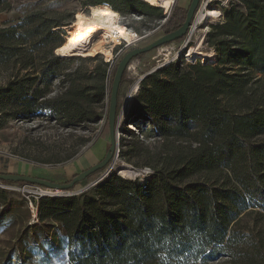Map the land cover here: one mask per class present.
I'll list each match as a JSON object with an SVG mask.
<instances>
[{
    "label": "trees",
    "instance_id": "16d2710c",
    "mask_svg": "<svg viewBox=\"0 0 264 264\" xmlns=\"http://www.w3.org/2000/svg\"><path fill=\"white\" fill-rule=\"evenodd\" d=\"M92 2L165 18L162 35L187 13L144 0ZM11 4L0 0V12ZM61 22L34 7L0 25V72L8 75L0 84V129L38 116L62 127L103 120L98 134L108 144L116 67L110 74L104 60L90 71L67 70L74 58L66 57ZM203 43L212 58L155 69L132 95L118 156L148 166L146 178L111 169L78 194L30 199L0 187V231L19 223L23 249H9L2 264H264V0H230Z\"/></svg>",
    "mask_w": 264,
    "mask_h": 264
},
{
    "label": "rangeland",
    "instance_id": "374dc122",
    "mask_svg": "<svg viewBox=\"0 0 264 264\" xmlns=\"http://www.w3.org/2000/svg\"><path fill=\"white\" fill-rule=\"evenodd\" d=\"M10 1L12 2L11 8L8 11L0 12V25L2 24V19L15 21L22 11H27L34 7L42 8L53 17L57 19L59 18L62 21L61 23L65 24L60 26L65 30L63 40L67 31L65 26L71 25L79 13L88 15L90 12V6L94 5V2H92L94 0ZM190 1L191 0H171V4L168 7L162 6L160 8L163 9V12L169 14L172 11V7L176 4L187 8ZM227 1L229 2L230 0H201L200 4L205 3L208 9L216 11L217 14L211 15L206 13V15H203L199 19L197 27L192 30L190 34L187 32L182 40L174 41V44L171 42L172 45L175 46L174 50L169 49L170 52L165 50L163 47L171 44L166 43L161 47L148 51V53H145L142 56L135 57L134 60L129 63L128 68L125 70V79L120 83L118 94V111L121 115L119 126L127 117L126 110L128 108V103L126 98L129 94H134L137 91L136 89V91L134 90V86L138 84V80L145 74L151 72L154 67L163 63V61L170 60L174 56V51L177 50V45L180 42H184L186 38H188L190 43L187 45L197 43L203 51L210 49L214 51L213 48L205 46L203 43V36L207 33L209 23L217 20L219 17L217 6L220 5V3H226ZM147 2L150 3L149 0H147ZM119 13L120 22L129 29L132 35L135 31L137 33V35L131 40L132 43L129 44L121 40L119 44L115 45L108 37H104L99 40H89L85 42V45H83V48L81 49L67 47L71 56L66 57L74 58V60H72L66 67L67 70H74L77 66H80L83 70L90 71V69H92L97 63L100 61L104 62L105 60L110 61L109 71L111 74L113 72L112 70L119 62V59L122 57V54L128 51L129 48H134L133 45L135 43L139 44L138 46L145 45L148 41L162 35L159 27L165 20L164 18L157 21L150 17L141 16L138 13H132L130 15L121 12ZM104 47H111V55L107 56L105 55V52L103 54L100 51ZM186 50H188V47H185L183 51ZM54 53L57 54L55 51ZM7 77V72H0V84H2ZM58 87V83L55 82L53 89L58 91ZM103 101L104 106H106L107 101ZM102 124L103 120H100L98 122H92L91 124L82 123L77 127H62L55 120H47L44 116L35 117L30 121L10 119L6 121L0 129V173H22L34 177H51L57 182L63 181L64 178H72V176L79 173L80 170L98 162L106 153L109 142L107 144V141L100 138L98 134L100 133L99 129ZM128 125L131 129V125ZM134 131L138 135L137 130ZM123 136L126 140L130 139L128 135ZM117 145L118 147L116 148L115 156L113 158L114 163L112 170L118 169L123 166V164L128 165L132 169L133 175H122L118 170L117 173L129 178L136 177L139 174L140 169L146 166H136L135 162H137L138 159L128 161L118 156L119 136ZM106 171L107 169L94 173L93 176L87 178L83 182H79V184L69 192L78 191L85 183L94 182V180L106 175ZM53 172H63V174L60 173V175H56ZM0 187L18 192L20 196L22 195L27 199L32 197L36 198L39 194L36 187L26 185L23 182H0ZM42 190L48 192L51 191L54 194L58 192L54 189L49 190L42 188ZM34 222L36 221H31V223ZM18 229L19 223H16L8 225L6 229L0 231V264H2L9 249L12 247H15L18 252L23 250L21 249V240L17 234ZM21 261L22 260H19V263H21ZM30 261H35V259L31 258Z\"/></svg>",
    "mask_w": 264,
    "mask_h": 264
},
{
    "label": "water",
    "instance_id": "95a60500",
    "mask_svg": "<svg viewBox=\"0 0 264 264\" xmlns=\"http://www.w3.org/2000/svg\"><path fill=\"white\" fill-rule=\"evenodd\" d=\"M201 0H191L188 7H187V13L185 16L184 21L181 23V26H179L177 29L172 30L167 33H163V35L153 39L151 42H148V44L143 46H134V48L129 49L125 53L122 54V57L119 59V62L116 65L115 68V74L111 83V92L109 96V105L107 110L108 115V130H109V146L104 154V156L98 161L93 163V165L84 168L79 171V173L72 176V178L68 182L59 183V182H53L48 181L46 179L40 178V177H33L26 174H14V173H0V182L2 181H10V182H26L30 184H37L40 186H43L47 189H54L55 191H58L57 193L53 195H65V194H78L81 191H84L88 187L94 185L98 180L103 179L105 176L108 175L107 172H109L113 168L114 163V156L116 148L118 147V136H119V122L121 120V115L119 114V111H117V106L119 103L118 100V94L120 89V81L122 79V76L128 66V64L134 60L135 57L139 54H145L148 53V51L156 49L158 47L163 46V44L171 43L177 40V38H180L187 34V32L190 29L191 26V19L194 16L195 11L197 10V6L200 3ZM146 2V0H145ZM149 74V73H148ZM142 76L138 82L145 77L146 75ZM138 85V84H137ZM139 89V85L137 86L136 90ZM135 90V91H136ZM135 94V93H134ZM133 94H129L127 98V105L130 104L131 98ZM118 168V167H117ZM107 169L106 173L107 175L102 176L101 178H98L94 180L92 183H86L81 187L78 191H72V190L79 182L89 178L90 176H93L94 173H97L101 170ZM118 169H115L114 171L117 172ZM67 192V193H65ZM62 193V194H59ZM65 193V194H63Z\"/></svg>",
    "mask_w": 264,
    "mask_h": 264
},
{
    "label": "bare ground",
    "instance_id": "6f19581e",
    "mask_svg": "<svg viewBox=\"0 0 264 264\" xmlns=\"http://www.w3.org/2000/svg\"><path fill=\"white\" fill-rule=\"evenodd\" d=\"M149 1L151 4L158 7H168L171 4V0ZM200 6L201 7L197 15L198 19H200L203 15H206V13L211 15L217 14L216 11L208 9L207 6H205V3H202ZM65 28L67 30L65 41L67 43V47L72 49H81L83 48V45H85V42L89 40H99L104 37H108L115 45L119 44L121 40L131 44V40L135 36L134 32L132 35L129 29L120 22V13L111 9L109 4L105 2L103 4L91 5L88 15L79 13L74 22L69 26H65ZM100 51L103 54L105 52V55L109 56L111 55L112 49L111 47H104ZM193 52L200 53L204 60H208L214 55L211 49L207 51L201 50L197 43L190 46L189 53L191 54ZM137 86L138 85L134 86V90ZM118 172L122 175H133L132 169L128 165L124 164L118 168Z\"/></svg>",
    "mask_w": 264,
    "mask_h": 264
},
{
    "label": "built area",
    "instance_id": "2783aa9c",
    "mask_svg": "<svg viewBox=\"0 0 264 264\" xmlns=\"http://www.w3.org/2000/svg\"><path fill=\"white\" fill-rule=\"evenodd\" d=\"M228 3L229 2L227 1L226 3H220V5L217 6V9L219 11V16L221 15V7H227ZM201 4L200 3L198 4L199 7L197 6L198 9L195 11L194 16L191 19V23H190L191 26H190V29L188 31L189 34L192 32V30H194L197 27V25H198L197 23H199L198 22L199 19H198L197 15H198V12L200 10V7H201L200 5ZM205 6H206V4H205ZM134 33H135V36H136L137 35L136 31ZM172 43L170 45H166L163 48L165 50H167L168 52H170L169 49H173L174 50L175 49V46L172 45ZM188 43H190V41H189L188 38H186V40L184 42H180L177 45V47H178L177 50L174 51V56L170 60L163 61V63L157 65L151 71H154L155 69H158V68H162V67H164L165 65H168L171 62H192L195 59V56L196 55H201L200 53H197V52H193V53L190 54L189 53V49H190V46L193 45V43L191 45H187ZM185 47H188V50L183 51L185 49ZM127 68H128V66H127ZM150 172H151V169L149 167H143L142 169H140L139 174L136 177H132L131 179H135V178L139 177V179L143 180L144 178H146L150 174ZM25 184L26 185H30L32 187H36L38 189L37 192L39 193L38 196H41V195H52V194H54L51 191L50 192L43 191L42 190V187H40L37 184H35V185L30 184V183H25ZM45 189H47V188H45ZM28 206L31 208V212H32V219H31V221H34V219L36 218V210H35V207L32 206V203L30 202V200L28 201Z\"/></svg>",
    "mask_w": 264,
    "mask_h": 264
},
{
    "label": "flooded vegetation",
    "instance_id": "af4514ba",
    "mask_svg": "<svg viewBox=\"0 0 264 264\" xmlns=\"http://www.w3.org/2000/svg\"><path fill=\"white\" fill-rule=\"evenodd\" d=\"M153 40V39H152ZM152 40H150V41H148V42H151ZM148 42H147V44H148ZM139 44H134L133 46H138ZM146 45V44H145ZM140 46H143V45H140ZM132 48V47H131ZM131 48H129V49H131Z\"/></svg>",
    "mask_w": 264,
    "mask_h": 264
},
{
    "label": "crops",
    "instance_id": "0c3cea01",
    "mask_svg": "<svg viewBox=\"0 0 264 264\" xmlns=\"http://www.w3.org/2000/svg\"><path fill=\"white\" fill-rule=\"evenodd\" d=\"M1 12H3V11H1ZM2 20H3V21H2V24H3L4 22L9 21L10 19H9V20L2 19ZM11 21H12V20H11ZM2 24H1V25H2Z\"/></svg>",
    "mask_w": 264,
    "mask_h": 264
},
{
    "label": "snow or ice",
    "instance_id": "6c2138e0",
    "mask_svg": "<svg viewBox=\"0 0 264 264\" xmlns=\"http://www.w3.org/2000/svg\"><path fill=\"white\" fill-rule=\"evenodd\" d=\"M61 51H63V50H61Z\"/></svg>",
    "mask_w": 264,
    "mask_h": 264
}]
</instances>
